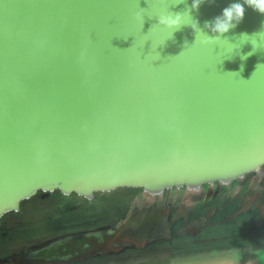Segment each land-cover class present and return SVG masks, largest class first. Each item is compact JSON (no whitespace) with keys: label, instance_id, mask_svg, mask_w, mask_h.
<instances>
[{"label":"water","instance_id":"water-1","mask_svg":"<svg viewBox=\"0 0 264 264\" xmlns=\"http://www.w3.org/2000/svg\"><path fill=\"white\" fill-rule=\"evenodd\" d=\"M233 3L243 19L214 31ZM262 164L264 13L244 0H0V218L38 191L159 195ZM131 228L38 250H109Z\"/></svg>","mask_w":264,"mask_h":264},{"label":"flooded vegetation","instance_id":"flooded-vegetation-1","mask_svg":"<svg viewBox=\"0 0 264 264\" xmlns=\"http://www.w3.org/2000/svg\"><path fill=\"white\" fill-rule=\"evenodd\" d=\"M132 188L137 189L134 195L129 193L131 190L128 189L121 194L123 198L116 200V204L113 205L114 214H110L111 218L107 217L111 219V222L100 225L96 229L115 227L127 217L129 225L132 227L133 236L137 237L136 239H129L121 246L115 244V247L109 250L96 248V251L91 253L86 252L85 248L74 251L65 250L63 252L52 248L48 251L38 250L43 248L44 244H50L51 240L55 242L83 232V229L76 231L69 228L70 230L55 234L57 236L52 235L41 240V244H32L28 248L20 247L16 252H11L10 249L14 247L10 248L9 245L11 244L4 246L3 242L7 243L8 241L10 228L13 227V224L10 223L13 221H11V215L4 214L0 218V222L4 223L5 226L8 224V226L0 231V244L2 248L6 247L8 250L6 253L3 250L0 252V264H14L19 259L20 264H25L23 262L24 258L42 255V252L52 256L50 257L53 260L51 264H79L93 257L101 260L96 262L97 264L149 263L150 260L159 259L164 255L165 251L159 245L163 241H170L173 238V233L177 236L185 234L198 236L207 226H217L220 222L239 221L238 226L240 228L253 225L258 228L259 232L264 234V164L258 170L247 172L243 177L234 179L227 184L219 181H215L212 184L204 183L198 190H188L185 186L180 188L173 187L165 189L162 194L151 195L141 187ZM40 193L50 194L52 192L38 191L35 195ZM63 195L65 194L62 193V197ZM84 198L85 200L87 199L80 195V199H76L78 204L75 206L83 204ZM62 201V206H64L65 201L70 200ZM231 205H233V209L224 218L210 220L215 214L224 211ZM18 211H20V208ZM242 213H250V218L239 219L238 217ZM65 219H63L62 225L71 227L73 223H67ZM80 224L82 225L83 222H80ZM230 236L235 235L233 233H222L212 236L211 239H214V241L223 239L224 241L225 237ZM130 238L133 239L134 237L130 236ZM144 239L146 240L144 241ZM150 245H154L156 249L152 250L149 248ZM147 248L151 250L145 251ZM153 254L157 257L154 258Z\"/></svg>","mask_w":264,"mask_h":264},{"label":"rangeland","instance_id":"rangeland-1","mask_svg":"<svg viewBox=\"0 0 264 264\" xmlns=\"http://www.w3.org/2000/svg\"><path fill=\"white\" fill-rule=\"evenodd\" d=\"M128 189L131 190L129 193L133 195L137 190L132 187H118L108 191H96L90 199H83L85 204L81 203L78 206H75L78 204L76 199H80V195L77 194H65L62 197L61 193L55 191L50 194L40 193L33 195L25 199L26 201L20 207L19 213L11 215V221L13 222L10 224H13V227L10 228L11 231L7 238V243L3 242V245L7 246L11 244L9 245L10 248L14 247L10 249L11 252H16L20 247L28 248L32 244H41V240L52 235L57 236L55 234H59L64 230H70L69 228L76 231L83 229L84 233L94 230L100 225L109 224L111 219L108 218H111L110 214H114L115 210L113 209V205L116 204L115 202L118 198H123L121 194ZM68 199L70 201H65L64 206H62V200ZM232 206L215 214L210 220L224 218L226 214L231 212ZM250 215V213H242L238 218L245 220L246 218H250ZM63 219L67 223L72 222L71 227L62 225ZM80 222H83V224L81 225ZM238 222H220L217 226H207L198 236L189 234L177 236L173 233V238L170 241H163L159 245L165 251L164 255L159 259L150 260L149 263L139 262V264H191L193 261L206 258V253L211 254L216 249H222L227 246L230 248L243 247L245 242L251 245L264 243V234L259 232L258 228L253 225L240 228ZM67 223L65 222V224ZM6 226L0 222V231L4 230ZM222 233H233L235 236L225 243L222 238V240L215 241L211 239L212 236ZM149 248L152 250L156 249L154 245H150ZM149 248L145 249V251H150L151 249ZM2 250L6 253L8 248L4 247L0 252ZM153 257L156 258L157 256L153 254ZM98 261L101 260L93 257L79 264H97L96 262Z\"/></svg>","mask_w":264,"mask_h":264},{"label":"crops","instance_id":"crops-1","mask_svg":"<svg viewBox=\"0 0 264 264\" xmlns=\"http://www.w3.org/2000/svg\"><path fill=\"white\" fill-rule=\"evenodd\" d=\"M233 237H225L223 242H228ZM205 255L206 258L191 261V264H264V243L251 245L245 242L243 247L230 248L227 246Z\"/></svg>","mask_w":264,"mask_h":264},{"label":"clouds","instance_id":"clouds-1","mask_svg":"<svg viewBox=\"0 0 264 264\" xmlns=\"http://www.w3.org/2000/svg\"><path fill=\"white\" fill-rule=\"evenodd\" d=\"M244 2L252 7L254 10L264 13V0H244ZM245 8L241 3H233L229 5L227 8L223 10V17L224 20H220L217 17L216 27L214 31L220 33H226L229 31L230 28H234L236 25L232 23L233 18L237 20V23L241 21L244 17ZM178 21L177 20H161V23H167L169 25H175Z\"/></svg>","mask_w":264,"mask_h":264},{"label":"trees","instance_id":"trees-1","mask_svg":"<svg viewBox=\"0 0 264 264\" xmlns=\"http://www.w3.org/2000/svg\"><path fill=\"white\" fill-rule=\"evenodd\" d=\"M56 191H58L60 193L59 190H56ZM73 194H76V193H73ZM24 201H26V200L21 201V206L23 205ZM17 213H19V211L18 212L17 211H9L8 213H6V215H12V214H17Z\"/></svg>","mask_w":264,"mask_h":264}]
</instances>
